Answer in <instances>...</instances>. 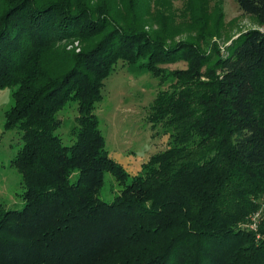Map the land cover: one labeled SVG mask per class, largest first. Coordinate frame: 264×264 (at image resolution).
Here are the masks:
<instances>
[{
  "label": "trees",
  "instance_id": "1",
  "mask_svg": "<svg viewBox=\"0 0 264 264\" xmlns=\"http://www.w3.org/2000/svg\"><path fill=\"white\" fill-rule=\"evenodd\" d=\"M234 1L260 29L221 54L206 52L209 34L205 47L167 44L176 17L158 0H0V90L14 100L3 126L21 134L10 166L24 187L21 210L0 206V264H264V220L257 238L237 228L264 196V0ZM118 62L173 81L148 118L168 148L132 177L94 114ZM106 173L121 186L111 202L98 196Z\"/></svg>",
  "mask_w": 264,
  "mask_h": 264
},
{
  "label": "rangeland",
  "instance_id": "2",
  "mask_svg": "<svg viewBox=\"0 0 264 264\" xmlns=\"http://www.w3.org/2000/svg\"><path fill=\"white\" fill-rule=\"evenodd\" d=\"M165 7H169L175 14V19L166 15L168 28H177L170 39L165 42L169 45L180 41L196 42L202 44L205 39L203 34H209V47L219 50L221 54L241 32L250 29H260L256 20L243 14L234 0H158ZM188 3H193L201 9L194 17L185 14ZM187 15L189 18H187ZM174 17V16H173ZM157 28L154 25V29ZM209 30V31H208ZM73 45L67 47L71 50ZM77 47V44H74ZM167 71L185 69V62H177L162 66ZM171 78L162 82L152 76L144 68L123 65L118 62L113 72L104 81L102 100L95 104L94 114L98 119V127L105 139V149L108 155L132 177L140 173L142 164L161 151L168 148L169 130L157 125L152 128L148 121L150 106L156 95L161 91H168L172 83ZM14 104L12 89L0 90V206L10 210H21L24 206L22 194L24 187L21 175L10 166V161L22 146L20 132L18 130H4V113ZM76 103L69 102L58 112L57 117L61 126L56 134L66 146H70L73 137L70 134L77 115ZM130 179V177H129ZM121 190V186L115 178L106 173L104 184L98 194L105 202H111L114 196ZM256 209L248 219L237 225V228L245 232H253L258 237V227L264 220V196L257 199ZM258 217L255 219L254 217ZM263 219V220H262Z\"/></svg>",
  "mask_w": 264,
  "mask_h": 264
},
{
  "label": "built area",
  "instance_id": "3",
  "mask_svg": "<svg viewBox=\"0 0 264 264\" xmlns=\"http://www.w3.org/2000/svg\"><path fill=\"white\" fill-rule=\"evenodd\" d=\"M254 218H255V219H258V217H256V216H255Z\"/></svg>",
  "mask_w": 264,
  "mask_h": 264
}]
</instances>
